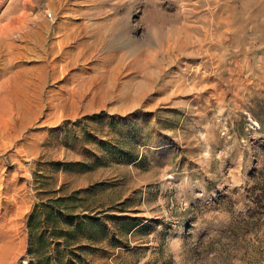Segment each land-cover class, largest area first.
<instances>
[{
  "label": "rangeland",
  "instance_id": "374dc122",
  "mask_svg": "<svg viewBox=\"0 0 264 264\" xmlns=\"http://www.w3.org/2000/svg\"><path fill=\"white\" fill-rule=\"evenodd\" d=\"M1 27L60 75L0 136V264H264V0H0ZM59 197L69 246L29 229Z\"/></svg>",
  "mask_w": 264,
  "mask_h": 264
},
{
  "label": "bare ground",
  "instance_id": "6f19581e",
  "mask_svg": "<svg viewBox=\"0 0 264 264\" xmlns=\"http://www.w3.org/2000/svg\"><path fill=\"white\" fill-rule=\"evenodd\" d=\"M22 23L24 22L22 21ZM3 29L4 28L1 27V31H0V59L1 57L4 58V59L2 58L3 59L2 61L0 60V66H1L0 67V77L6 74L7 75L9 74V75L8 76L6 75V78L4 80H2L3 78H1L2 81H0V133H1L0 136L2 135V138L5 137V135H8V129L11 127L12 124H17L18 122L20 123V121H22L25 117H27L28 114L32 112L35 113L34 111L36 110H42L43 104H45L43 101L44 100L43 99L44 86L48 78L52 80L58 79L60 75V72H59L60 65L59 63L56 62V58L53 59V56H52V60L48 59L49 61H47L46 59L47 57L44 59L43 56L42 58L41 56L36 54L37 49L42 48V43H41L42 40H40L41 38L39 39L37 37L38 39H35L34 36L32 35H29V36L25 35V36H21L18 38H11V33H10L11 28L10 30H8V27L5 28L9 31L8 33H7V30L5 31V29L4 30ZM70 36L71 35H67L64 41L59 45L60 47H57V49L55 47H51L52 52L56 51L55 55L57 53V58L67 57L71 54V51L69 52L68 51L69 49H66L69 46L68 44H70L69 43ZM18 42L22 43L23 45L22 44L19 45ZM31 44L33 46H30ZM63 45H65V47ZM42 50L43 49H41V51ZM23 51H25L26 54L27 52H30V54L31 53L34 54V57L38 59L37 61H39V64L37 63L35 65H32V68L31 67L26 68V66L24 65L28 64L30 61H28L27 59H26L27 61L25 62L22 61V58L24 57V54H25V52ZM46 51L47 52H44V51L43 52L48 54L49 53L48 50ZM17 59L21 62L20 68H17L18 70L16 69L15 71H13V67L15 66L14 61H16ZM42 62H45V64L44 63L42 64ZM73 63L74 62L71 60L68 62V65H71ZM48 67H50L52 71V72L50 71L51 72L50 74L48 73V71L46 73V69ZM9 70H12V71H9ZM9 132H11L10 129H9ZM7 139H9V137L8 138L6 137V140ZM11 139H9V141ZM1 146H0V149H1ZM9 208H11V205H9V207L6 208V210ZM14 226H17V225H14ZM10 237L12 239L9 240V245L10 243L11 245L12 243H15L16 245V243L21 241L20 232L17 227L14 229V232L10 235Z\"/></svg>",
  "mask_w": 264,
  "mask_h": 264
},
{
  "label": "trees",
  "instance_id": "16d2710c",
  "mask_svg": "<svg viewBox=\"0 0 264 264\" xmlns=\"http://www.w3.org/2000/svg\"><path fill=\"white\" fill-rule=\"evenodd\" d=\"M71 199L72 198H69V197H66V198L59 197L55 199L53 204L45 205L46 208L43 209L41 212L39 211L34 212V214H32L30 221H29V229H30L31 235L33 236L35 232V224H34L35 219L41 218V216L44 215V219H42L41 228H46L47 230H50L52 236L56 238H64L67 242L66 245L69 246L70 244L67 240L69 237L76 234V226L75 228L73 227V223L71 220L66 221L68 225L66 227H61L59 224H60V219H62L64 216L62 211L68 213L70 217L73 216V213L70 210L71 207L68 203V201ZM82 219L86 222L97 223L93 218L91 219L89 216H84L82 217ZM38 250L39 249L35 250L33 247H31L30 253L35 254Z\"/></svg>",
  "mask_w": 264,
  "mask_h": 264
}]
</instances>
